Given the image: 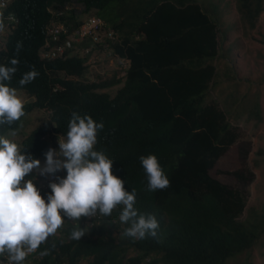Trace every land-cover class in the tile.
Listing matches in <instances>:
<instances>
[{
    "label": "trees",
    "instance_id": "16d2710c",
    "mask_svg": "<svg viewBox=\"0 0 264 264\" xmlns=\"http://www.w3.org/2000/svg\"><path fill=\"white\" fill-rule=\"evenodd\" d=\"M235 1L240 27H255L264 0ZM220 4L221 0L13 1L20 23L3 53L18 63L6 83L34 97L23 105V115L37 108L52 111L51 118L23 141L22 150L37 158L55 147L53 133L66 136L73 111L102 121L94 149L113 160L111 170L131 186L127 191L136 190L138 214H153L159 222L157 235L143 239L123 235L129 225L119 220V208L99 222L67 223L61 236L26 255L28 264H251L244 254L264 243V203L245 213L243 189L210 173L229 148L247 142L236 118L262 119L258 95L248 92L251 86L221 91L219 96L211 93L220 82L218 60L230 55V47L222 54ZM50 6L65 9V20L73 26L89 14L111 25L122 41L110 44L130 60L124 77L120 69H113L99 82L71 79L68 76L84 78L82 58L42 60L39 49L52 17ZM227 69L239 79L235 66L228 64ZM30 70L38 75L21 85ZM22 116L0 126V134L17 127ZM148 154L156 155L169 179L164 189L147 190L139 158ZM241 167L233 171L238 181L252 180L247 164ZM77 228H83L84 236L71 239Z\"/></svg>",
    "mask_w": 264,
    "mask_h": 264
},
{
    "label": "clouds",
    "instance_id": "9594fccd",
    "mask_svg": "<svg viewBox=\"0 0 264 264\" xmlns=\"http://www.w3.org/2000/svg\"><path fill=\"white\" fill-rule=\"evenodd\" d=\"M13 1L0 0V126L17 121L23 115V105L34 100L25 90H16L6 83L16 72L18 63L17 59L3 53L8 48L9 35L20 23L11 7ZM67 6L71 8V4ZM48 10L52 17L44 26L45 41L39 49L42 60L78 56L84 60L87 73L90 65L105 63L107 53H111L120 59L115 60L120 64L121 77H124L130 60L110 44L122 41L111 25L105 26L103 19L89 14L78 18V24L73 26L65 20L64 16L68 14L65 9L50 6ZM83 29L87 34L81 36ZM93 31L100 34L102 42L92 41ZM109 31L113 32V37L108 35ZM19 47L18 43L17 50ZM8 58L11 59L6 65ZM36 75L35 70H30L23 74L19 83L30 82ZM68 78L95 81L85 78V75L84 78ZM17 91L28 95L24 103ZM41 109H46L44 113L47 116L24 134L19 145L5 136L9 130H20L28 117ZM51 112L47 108H37L24 114L17 127L0 134V264H28L26 255L36 253L41 243L61 236L64 224L86 225L91 224L92 219L99 222L103 215H110L115 208H119V220L129 225L124 236L134 239L156 236L159 228L157 218L153 214H138L134 207L136 190L127 191L131 186L128 183L124 185V180L111 170L113 160L94 149L97 130L104 126L102 121L97 122L90 115L81 116L73 111L66 136L53 133L55 147L48 148L37 158L22 150L23 141L51 118ZM41 159H44L43 163ZM139 159L147 175V190L164 189L169 185L156 155L148 154ZM60 170H65L66 174ZM30 173H34L31 178ZM83 236V228L73 229L70 233L74 240ZM34 257L38 258V253Z\"/></svg>",
    "mask_w": 264,
    "mask_h": 264
},
{
    "label": "rangeland",
    "instance_id": "374dc122",
    "mask_svg": "<svg viewBox=\"0 0 264 264\" xmlns=\"http://www.w3.org/2000/svg\"><path fill=\"white\" fill-rule=\"evenodd\" d=\"M213 1L217 2V0ZM236 8L235 0H221L219 9L221 33L219 37L220 42H223L222 54H225L227 49L229 52L230 47V55L226 56L225 54V57L222 56L218 60L220 82L211 93L219 96L221 91L226 93L231 90L235 91V88L245 91L248 86H251L248 92L258 95L262 119L259 121L250 120L246 116L236 118L235 124L244 132L247 142L236 143L229 148L211 169V174L224 183L243 189L247 196L245 213H248L252 207L264 203V10L255 27L247 26V29H244L242 26L240 27L239 14ZM106 57L105 63L90 65L85 78L99 82L104 79L102 77L111 76L113 69H119L120 64L115 60L118 59L117 57L111 53H107ZM228 64L231 67H236L237 77L242 80L234 79L231 76L232 72L227 69ZM243 78L248 79V81ZM17 95L22 103L28 97L24 91H17ZM44 111L46 109L36 110L24 124L25 118L22 120L20 125H23L20 130L15 132L9 130L5 136L19 145L24 134L47 116ZM43 161L44 159H41V163ZM244 164H247L254 177L247 182H239L233 171L241 170V166ZM59 172L66 174L65 170ZM244 258L251 264H264V243L260 242L250 252L245 253Z\"/></svg>",
    "mask_w": 264,
    "mask_h": 264
},
{
    "label": "built area",
    "instance_id": "2783aa9c",
    "mask_svg": "<svg viewBox=\"0 0 264 264\" xmlns=\"http://www.w3.org/2000/svg\"><path fill=\"white\" fill-rule=\"evenodd\" d=\"M84 34L85 35L87 34V30L86 29H83V31L81 32V36H84ZM91 34H92V41H94L95 43L96 42H102V37L100 36V34L97 31H93ZM108 35L110 37H113V32L109 31Z\"/></svg>",
    "mask_w": 264,
    "mask_h": 264
}]
</instances>
